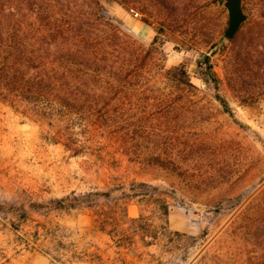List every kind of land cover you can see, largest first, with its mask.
<instances>
[{
  "label": "rangeland",
  "instance_id": "rangeland-1",
  "mask_svg": "<svg viewBox=\"0 0 264 264\" xmlns=\"http://www.w3.org/2000/svg\"><path fill=\"white\" fill-rule=\"evenodd\" d=\"M86 2L140 60L99 54L65 125L0 101V206L15 205L0 209V264H264V89L235 80L264 77V40L250 45L264 0L242 1L235 42L226 0ZM205 56L216 84L202 80ZM132 182L146 186L33 207Z\"/></svg>",
  "mask_w": 264,
  "mask_h": 264
},
{
  "label": "trees",
  "instance_id": "trees-1",
  "mask_svg": "<svg viewBox=\"0 0 264 264\" xmlns=\"http://www.w3.org/2000/svg\"><path fill=\"white\" fill-rule=\"evenodd\" d=\"M86 7H89L86 0H0V101L22 107L25 113L47 121L48 125H65L79 115L73 108L79 100L82 82L101 76L104 66L99 54H103L104 61L114 52L121 53L123 62L126 54L130 55L128 61L140 60L142 52L132 49L129 39L121 36L116 27L92 16ZM252 29L250 45L253 44L254 52L262 47L264 18ZM235 40L234 37L230 41ZM245 54L252 57L251 52ZM234 60L235 65L242 62L239 55ZM203 64L202 80L206 85L216 84L218 79L209 56L204 57ZM256 66L264 74V62ZM235 76L241 90L264 89V77L245 83L237 73ZM247 99L242 102L247 103ZM145 186V183L134 182L118 184L104 193L78 196L72 193L33 207L46 210H69L83 204L90 207L92 201L77 200L90 196L109 197L112 193L135 196L138 195L136 189ZM5 208L11 212L15 205L4 203L0 206V209ZM21 210L24 212L25 208Z\"/></svg>",
  "mask_w": 264,
  "mask_h": 264
},
{
  "label": "water",
  "instance_id": "water-1",
  "mask_svg": "<svg viewBox=\"0 0 264 264\" xmlns=\"http://www.w3.org/2000/svg\"><path fill=\"white\" fill-rule=\"evenodd\" d=\"M243 0H226L225 7L228 13V25L224 31V36L227 40H232L241 26L247 20V15L242 7Z\"/></svg>",
  "mask_w": 264,
  "mask_h": 264
},
{
  "label": "crops",
  "instance_id": "crops-1",
  "mask_svg": "<svg viewBox=\"0 0 264 264\" xmlns=\"http://www.w3.org/2000/svg\"><path fill=\"white\" fill-rule=\"evenodd\" d=\"M129 25L134 28L135 30H137L138 32H141L143 31V26H141L140 24L136 23V22H129Z\"/></svg>",
  "mask_w": 264,
  "mask_h": 264
},
{
  "label": "built area",
  "instance_id": "built-area-1",
  "mask_svg": "<svg viewBox=\"0 0 264 264\" xmlns=\"http://www.w3.org/2000/svg\"><path fill=\"white\" fill-rule=\"evenodd\" d=\"M134 17H136V18H139L140 16L137 14V13H135L134 14ZM128 32L130 31V30H128V29H126Z\"/></svg>",
  "mask_w": 264,
  "mask_h": 264
}]
</instances>
